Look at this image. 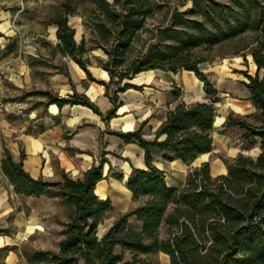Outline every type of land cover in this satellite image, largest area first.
<instances>
[{"label": "trees", "instance_id": "obj_1", "mask_svg": "<svg viewBox=\"0 0 264 264\" xmlns=\"http://www.w3.org/2000/svg\"><path fill=\"white\" fill-rule=\"evenodd\" d=\"M163 7L160 0H63L50 18L57 26L62 52L85 71L89 60L84 53L88 48L83 38L79 43L75 41L74 28L67 20L69 14L80 16L90 28L95 36L91 48L105 53L106 59L99 63L108 71L110 80L100 82L113 103L106 117L115 113L117 103L118 90H110V85L147 69L191 70L203 82L206 95L213 99L178 101L167 111L152 140L142 137L141 126L119 133L125 141H135L144 149L146 167L133 168L126 181L132 198L143 200L120 215L100 237L96 230L110 201L98 198L94 189L102 178L105 159L87 169L81 178L63 174L60 181L49 182L33 178L23 169V153L14 160L5 151L1 168L17 193L35 197L57 195L73 206V214L61 231L58 249L35 252L34 258L42 264H149L146 257L155 251L168 255L169 264H264V0H192L189 9L152 27V41L147 49L123 68L138 33ZM188 12L205 15L209 26L203 27L204 33L185 31L187 21L183 15ZM249 32L253 34L252 41L236 53L246 60L244 49H248L256 65L253 75L241 72L261 122L255 126L229 114L225 125L241 128L244 139L258 137L260 152L255 157L239 153L231 161L225 159L226 173L217 176H211L207 162L202 163L190 170L182 187H169L164 171L152 162L150 146L170 151L171 155L163 156L165 159L177 158L185 163L212 149L217 90L198 67L208 59L196 55L194 49L204 46L209 50ZM128 87L139 88L127 83L122 88ZM44 94L48 102L80 103L99 112L83 94L74 92L66 98ZM179 96L180 91L174 90V97ZM129 215L141 221L140 230L128 226Z\"/></svg>", "mask_w": 264, "mask_h": 264}, {"label": "crops", "instance_id": "obj_2", "mask_svg": "<svg viewBox=\"0 0 264 264\" xmlns=\"http://www.w3.org/2000/svg\"><path fill=\"white\" fill-rule=\"evenodd\" d=\"M61 2L0 0V67L5 74L0 98L9 108L0 114V264H22L18 254L21 245L45 231L39 215L55 213L41 211L37 204L62 206L57 195L35 197L17 193L1 168L5 151L14 160L23 153V169L31 177L49 182L60 181L63 174L81 178L87 169L105 159L102 178L94 189L98 198L110 201L96 230L100 237L120 215L143 200L132 198L126 181L133 168L146 167L144 149L135 141H125L119 133L141 126L142 137L152 140L167 111L178 101L213 99L206 95L203 82L191 70L147 69L110 85V90H118L117 103L115 113L106 117L113 103L100 81L109 82L110 75L98 61L106 55L100 48L87 47L90 28L80 16L70 14L67 20L74 28L75 41L79 43L83 38L88 48L84 53L89 60L87 71L62 52L57 26L50 20ZM239 57L232 63L200 69L217 90L212 149L185 163L177 158L165 159L163 156L171 155L170 151L150 146L152 162L164 171L169 187H182L190 170L202 163L207 162L211 176H217L226 173L225 159L231 161L239 153L250 154L252 146L242 137L244 131L236 125H225L229 114L249 122L254 112H259L243 84L247 79L241 72L253 75L249 68L255 73L256 65L252 60V67L247 68L242 64L243 57ZM126 83L139 88H122ZM176 89L180 91L178 98L174 97ZM45 92L64 98L74 92L83 94L99 112L80 103L48 102ZM252 139L256 152L250 155L255 157L260 152V139ZM127 224L134 230L141 229V221L134 215L128 216Z\"/></svg>", "mask_w": 264, "mask_h": 264}, {"label": "rangeland", "instance_id": "obj_3", "mask_svg": "<svg viewBox=\"0 0 264 264\" xmlns=\"http://www.w3.org/2000/svg\"><path fill=\"white\" fill-rule=\"evenodd\" d=\"M63 1V0H62ZM75 1V0H71ZM163 2L164 7L160 12H157L153 18L148 20L146 27L138 33L136 39L132 43L131 48L128 50L125 56V63L123 68H125L128 63L142 52L147 49L149 43H151L152 39V31L151 28L155 27L157 24L166 23L167 19L172 14H179L181 11L185 9H189L192 5V0H160ZM216 1H226V0H216ZM85 5H88L85 2ZM59 8V5L57 6ZM184 21H187L185 24V31L188 33H192L194 35H199L200 33H204L203 27L209 26L208 19L205 17L203 13H185L183 15ZM95 36L92 34L89 35V40L87 42V47L91 48L95 43ZM253 34L245 33L241 36H237L231 40H227L212 46L211 49L206 50L204 46H200L199 48H195L194 52L198 56H205L208 60L202 62L198 65L199 69H207L209 66L219 65V64H228V62L232 63L235 58L240 55L236 53L243 45L252 41ZM105 54V53H104ZM244 54L247 56V59H242V64L247 68L252 67V57L249 53L248 49H244ZM240 58V57H239ZM105 58H100L99 60H103ZM254 74L253 68H249ZM260 114L259 112H254V114L250 117L249 123L255 126L260 125ZM260 141V140H259ZM248 145L252 146L249 149V153L253 155L256 150H254L255 141L250 138L248 139ZM253 148V149H252ZM248 154V155H250ZM250 155V156H251ZM197 164V163H195ZM62 201V199H61ZM39 210H48L55 213L53 216H48L44 214H40L41 219L44 220L45 231H42L40 234H35L29 241L22 244L18 254L20 255L22 264H42V261H39L34 258V254L36 251H56L58 249V244L63 237L61 231L64 229L65 223L69 220L70 216L73 214V206L66 204L62 201V206L60 208L59 204H37ZM147 261L149 264H169L168 256L161 251H155L147 255Z\"/></svg>", "mask_w": 264, "mask_h": 264}, {"label": "built area", "instance_id": "obj_4", "mask_svg": "<svg viewBox=\"0 0 264 264\" xmlns=\"http://www.w3.org/2000/svg\"><path fill=\"white\" fill-rule=\"evenodd\" d=\"M5 78L4 70L0 67V85ZM9 111L8 105L0 98V114Z\"/></svg>", "mask_w": 264, "mask_h": 264}]
</instances>
